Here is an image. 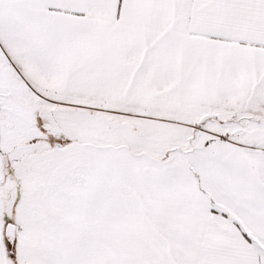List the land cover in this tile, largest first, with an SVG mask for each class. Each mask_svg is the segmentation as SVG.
I'll return each mask as SVG.
<instances>
[{"label":"snow or ice","instance_id":"obj_1","mask_svg":"<svg viewBox=\"0 0 264 264\" xmlns=\"http://www.w3.org/2000/svg\"><path fill=\"white\" fill-rule=\"evenodd\" d=\"M0 264H264V0H0Z\"/></svg>","mask_w":264,"mask_h":264}]
</instances>
